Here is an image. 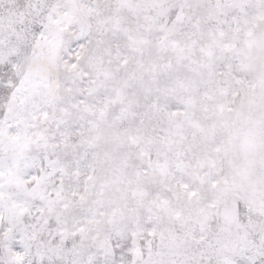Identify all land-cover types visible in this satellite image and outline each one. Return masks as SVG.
I'll list each match as a JSON object with an SVG mask.
<instances>
[{"label": "rangeland", "instance_id": "374dc122", "mask_svg": "<svg viewBox=\"0 0 264 264\" xmlns=\"http://www.w3.org/2000/svg\"><path fill=\"white\" fill-rule=\"evenodd\" d=\"M0 264H264V0H0Z\"/></svg>", "mask_w": 264, "mask_h": 264}]
</instances>
